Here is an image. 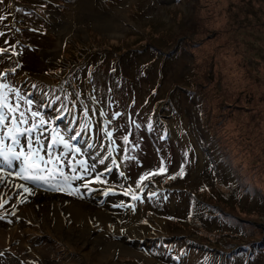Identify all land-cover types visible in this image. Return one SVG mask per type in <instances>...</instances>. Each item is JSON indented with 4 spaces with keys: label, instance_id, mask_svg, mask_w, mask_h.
I'll use <instances>...</instances> for the list:
<instances>
[{
    "label": "rangeland",
    "instance_id": "obj_1",
    "mask_svg": "<svg viewBox=\"0 0 264 264\" xmlns=\"http://www.w3.org/2000/svg\"><path fill=\"white\" fill-rule=\"evenodd\" d=\"M193 1L0 0V86H7L2 91L10 105L19 104L17 117L20 112L28 117L27 124L17 126L23 130L34 121L38 124L40 117L32 118L31 112H39L45 121L43 130L31 135H41L42 155L47 157L55 129L73 149H80L58 161L65 173L72 174L69 161L84 160L89 168L95 165V171L85 177L88 187L82 186L85 180L73 181L72 187H79L80 193L70 195L20 179L16 173L21 161L13 159L8 167L0 155V231L18 228L22 232L21 240H0V264H202L196 262L201 254L194 246L203 240L185 225L187 217L198 219L201 234L211 240L206 250L213 252L214 244L223 246L225 238L244 233L238 221L208 211V200L216 197L212 191L221 196L214 205L264 231V178L258 174L237 178L245 174L246 155L241 154L245 149L235 151L232 137L239 116L218 128L220 144L212 136L217 126L208 127L212 112L205 118L200 91L191 93L195 59L180 44L193 39L197 18ZM242 1L250 5L253 15L264 17V0ZM229 5L227 11L236 16L238 2ZM250 39L247 43L256 52L248 57L259 68L251 78L231 73L232 64L220 62L218 70L236 88L247 91L252 85L251 101L260 113L254 122L264 125V35ZM149 42L174 53L163 62ZM64 61L69 70H64ZM29 100L31 105L26 103ZM3 111L7 114V109ZM9 126L10 114L0 126V135ZM28 135L19 137L18 147L6 138L0 149L26 152ZM64 151L62 144L53 148L54 156ZM162 167L164 172L137 188L144 173ZM2 171L12 173L13 180L6 181ZM97 174L104 183L92 182ZM240 182L261 193L242 191ZM154 186L162 193L155 195ZM132 193L139 199L133 200ZM37 194L38 201L31 203ZM31 207L37 215L34 211L19 214ZM179 238L189 242L180 260L172 246L167 249L171 256L150 252L160 239L168 244ZM246 240L236 238L234 243ZM239 246L228 249L229 253ZM224 253L222 264L228 255ZM234 264H264V247L252 260L245 255Z\"/></svg>",
    "mask_w": 264,
    "mask_h": 264
},
{
    "label": "trees",
    "instance_id": "obj_2",
    "mask_svg": "<svg viewBox=\"0 0 264 264\" xmlns=\"http://www.w3.org/2000/svg\"><path fill=\"white\" fill-rule=\"evenodd\" d=\"M186 1L189 2V0ZM230 1L238 2L239 10L236 16L228 12L230 7L229 4L232 3ZM239 2H241V5ZM193 6L195 8V14L197 15L196 21L193 24V39L189 40L187 38L180 44V47L187 46L189 52L193 55V59H195V66H193L192 69L193 76L190 77V82L192 84L191 93L200 91V96H202L201 101L204 105L203 115L205 118H207L208 113L212 112L211 119H213V121L210 125L208 124V127L214 128L217 126L216 135L212 132V136L217 138L220 144L223 143V139L218 136V128L225 127L224 123L239 116V119L237 117L235 118V120H238L237 125L239 128L237 129L236 127V129H234V127L232 129L233 132L237 130V133L233 134L232 137H235L233 140L238 147L235 151L241 153L245 149L246 152L241 154L246 153V155L244 156L245 163L243 164V166H245V174H243V176L241 175L242 177L240 175L236 177L239 181L240 179L243 180L245 176L247 177L246 174H251V177L258 174L260 177L264 178V131H260L259 129L260 127H264V125L259 124L260 122H254L256 116L259 117L260 115L258 111L259 107L256 108L255 102L251 101L255 91L252 90V85L249 86L248 92L242 88H236L232 85V80L222 77L218 70V64L221 62L223 65L232 64L235 66L234 70L231 69V73H240L243 77L245 76L248 78L250 76L249 78H251L253 70L257 72L259 68H254L257 64H254L253 57H248L251 53L255 55L256 51L251 43H247V40L250 41V37L252 36L255 37L257 35V37H261L264 35V17H262L261 14L258 15L257 12L256 15L249 12L250 5H247V2L242 0H194ZM184 31L185 33L187 32V30ZM178 39L177 37L176 43H178ZM245 41L246 43H244ZM148 45H150L152 49H155L159 55H162L163 62L165 58L170 57V54L172 55V53H174V51L165 53L161 51V49H157L151 42H149ZM71 57L73 56L71 55ZM63 65L64 70H69V68H66L69 66L66 61H64ZM218 82L220 83L217 86ZM210 100L211 102L213 101V105L209 103ZM226 126L228 127V124ZM263 129L264 128L261 130ZM226 160H228V158H226ZM162 183L163 182H159V185L164 189L165 185H162ZM240 189H242V191L247 189V191H251L252 193L256 191V193H261L259 190L254 189L248 182H240ZM152 191L155 195L162 193L161 190L155 186ZM212 195L216 197L211 201L208 200L209 202L206 207L208 211L213 210L216 216L225 217V219H230L234 223L238 221L244 226V228H242L244 233L240 235L236 233L233 234L232 237L235 239L242 238L243 240L248 238L249 240H246L242 244L238 242L235 244V239L229 240V238H225L223 242V246L225 245L224 248L219 244H214V247L211 248L214 252L206 250L205 246H209L211 240H209L208 236H203V234H201L202 229H200V225L197 224L198 219L190 215L187 217L188 220L185 225L189 230L192 229L193 233L195 232L198 234L196 238L203 240L202 244L196 242V246H194L195 251L201 254L200 257L196 259V262H202V264H222L223 262L220 258L222 254H225L224 252L228 253L226 261L224 260V264H234L238 259L242 260L245 255L248 260H252L255 254L264 247V231L256 227L254 223L247 225L249 223L244 218H237L239 215L235 216L234 213L230 214L231 212H226L224 208L222 209V207L214 205L216 200H221V196L213 191ZM152 198L155 199L154 197ZM248 229L255 233L249 234L247 232ZM251 235H254L255 239H252ZM187 243L189 242H187L186 239L181 238L171 241L168 244L160 239L157 241V244L150 249V252L152 254L166 256L170 253L167 250L168 247L172 246L171 248L177 249L176 259L180 260L183 257L181 251L187 250ZM236 245H240L239 249L235 253H229L228 249ZM199 248H203V251H200ZM248 251H250V253H248ZM171 255L172 253H170V256Z\"/></svg>",
    "mask_w": 264,
    "mask_h": 264
},
{
    "label": "snow or ice",
    "instance_id": "obj_3",
    "mask_svg": "<svg viewBox=\"0 0 264 264\" xmlns=\"http://www.w3.org/2000/svg\"><path fill=\"white\" fill-rule=\"evenodd\" d=\"M6 85L0 86V126L5 125V122L9 119V114L11 115V126L7 128V132L0 135V145H3L4 139L10 138L14 147L20 146L19 137L23 136L25 132L29 135L27 137V151L22 148L20 153L14 151V147L8 148L7 152H4L0 149V155L3 156L4 161L7 163L8 167H11V160L21 161L19 171L16 175L26 181H31L34 184L38 185H47L50 189L56 191H66L68 194H77L80 193V188L72 187V182L76 180H85L86 176H90L93 171H95V165H92L89 168L88 164L84 160H78L75 163L69 161L71 167V175L65 173L62 165L58 161L63 160L69 151L79 152L80 149H73L69 142L65 141L64 137L60 135L55 129L52 130V141L47 146V157L41 153L45 150V146L41 139V135L37 134L34 138L31 135L32 133H40L43 130V125L45 121L39 112H31V117L36 118L40 117L39 123L33 122L30 128L20 129L17 124H27L28 117L25 112H20L19 117H17L16 112L19 109V104L15 107L10 105L7 100V95L2 91L3 88H6ZM27 104L31 105L32 101H26ZM7 109V114L3 111ZM85 115H87V110H85ZM103 115V113H102ZM111 137L112 133H106ZM75 139V137H71ZM124 142L127 144V137L124 138ZM63 145L64 153L60 156H54L53 148L54 146ZM11 157V159H10ZM127 158V157H126ZM103 162V161H101ZM78 166V167H77ZM108 171H111L109 169ZM165 169L162 167L157 171L146 172L139 178L137 182V188L141 187V182L145 179L150 178L152 175H156L164 172ZM180 175H183V168L180 170ZM98 183H104L101 179V175L97 174L94 178V181ZM84 188L88 187V181L85 180V183L82 185ZM25 192H29L27 187L21 185ZM131 192V189L126 191V194ZM107 195V192L105 193ZM132 199L136 200L139 197L132 193ZM2 206V205H0Z\"/></svg>",
    "mask_w": 264,
    "mask_h": 264
},
{
    "label": "bare ground",
    "instance_id": "obj_4",
    "mask_svg": "<svg viewBox=\"0 0 264 264\" xmlns=\"http://www.w3.org/2000/svg\"><path fill=\"white\" fill-rule=\"evenodd\" d=\"M1 175H2L3 178L6 179V181H11L14 178V175L12 173L7 172V171L6 172H3L2 171ZM36 200L38 201V194L36 196H34V198L30 202L31 203H35V202H37ZM80 206H81L80 209L82 211L84 209V206L83 205H80ZM76 208H79V206L76 207ZM27 209H29V208H26L24 210L23 209L22 210H19V214L20 213H25V211H28V212H31L32 211V213H33V211L35 210L33 207H31V209H29V210H27ZM40 211H42V209H40ZM34 214L37 215L38 213L36 211H34ZM76 215H78V213H75L74 212V218L76 217ZM21 236H22V232L19 233L18 228H15V231H9V232H2V231H0V240L1 241H6V240H9V238H14V237L19 238L21 240ZM35 240L36 239L33 238V240H32L33 243L32 244L35 243ZM26 247L29 248L30 246L27 245Z\"/></svg>",
    "mask_w": 264,
    "mask_h": 264
}]
</instances>
